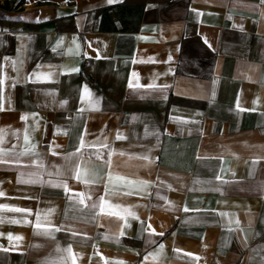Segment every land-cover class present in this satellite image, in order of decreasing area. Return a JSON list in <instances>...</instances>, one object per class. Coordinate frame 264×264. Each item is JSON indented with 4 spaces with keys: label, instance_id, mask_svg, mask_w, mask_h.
<instances>
[{
    "label": "crops",
    "instance_id": "obj_1",
    "mask_svg": "<svg viewBox=\"0 0 264 264\" xmlns=\"http://www.w3.org/2000/svg\"><path fill=\"white\" fill-rule=\"evenodd\" d=\"M0 264H264V0H0Z\"/></svg>",
    "mask_w": 264,
    "mask_h": 264
},
{
    "label": "snow or ice",
    "instance_id": "obj_2",
    "mask_svg": "<svg viewBox=\"0 0 264 264\" xmlns=\"http://www.w3.org/2000/svg\"><path fill=\"white\" fill-rule=\"evenodd\" d=\"M110 2H111V0H110ZM15 63V62H14ZM33 75H37L36 73H33ZM48 76H51V73H49L48 74ZM131 86V85H130ZM138 86V85H137ZM149 87H155V85H149ZM166 87V86H165ZM85 94L86 95H90L89 93H88V90L85 88ZM95 103V102H94ZM26 140H27V137L25 138ZM81 146L83 147V143L81 144ZM77 155V153H73V154H70L69 156H66L64 159H65V161H66V164H67V166L70 168V169H72V168H76V166L75 165H73L71 162H72V159H73V157L74 156H76ZM59 174V173H58ZM81 173L79 172V170H77L76 171V178L77 179H80L81 178ZM110 179H112V177H111V175H110ZM115 179L116 180H118V181H125L128 185H130V186H136L137 184H139V185H143L145 182H143V181H140V182H134V181H126V178H123V177H115ZM79 195H83V194H79ZM81 202H83V200H81ZM93 207H96V205H93ZM115 207H119V206H115ZM102 211H103V208L101 209ZM17 211H21L20 209H17ZM125 211H127V210H125ZM185 211H187V209H185ZM237 223H238V221H237ZM37 227H40V222H39V219L37 220ZM162 235V234H161ZM10 239H11V237H10ZM17 239H19V237L17 238ZM67 251H71L70 249H68Z\"/></svg>",
    "mask_w": 264,
    "mask_h": 264
}]
</instances>
